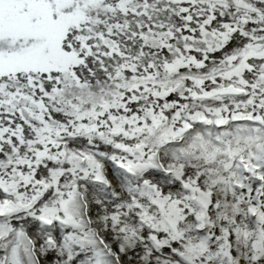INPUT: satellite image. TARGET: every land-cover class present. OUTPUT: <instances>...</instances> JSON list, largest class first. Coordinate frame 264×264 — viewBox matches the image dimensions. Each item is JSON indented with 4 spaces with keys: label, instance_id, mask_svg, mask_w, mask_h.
<instances>
[{
    "label": "snow or ice",
    "instance_id": "6c2138e0",
    "mask_svg": "<svg viewBox=\"0 0 264 264\" xmlns=\"http://www.w3.org/2000/svg\"><path fill=\"white\" fill-rule=\"evenodd\" d=\"M0 264H264V0H0Z\"/></svg>",
    "mask_w": 264,
    "mask_h": 264
}]
</instances>
